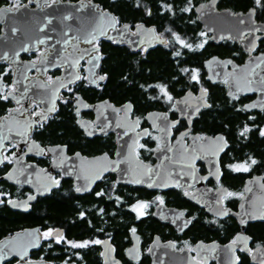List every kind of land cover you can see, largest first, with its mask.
<instances>
[{
	"label": "flooded vegetation",
	"instance_id": "flooded-vegetation-1",
	"mask_svg": "<svg viewBox=\"0 0 264 264\" xmlns=\"http://www.w3.org/2000/svg\"><path fill=\"white\" fill-rule=\"evenodd\" d=\"M86 1L111 12L116 28L126 26L119 38L136 34L139 26H144L139 34L144 33L150 26L163 39L146 47L143 35L138 38L145 41L133 49L125 42L116 44L117 36L98 38L94 42L98 49L78 61V78L60 90L54 110L44 120H39L45 113L42 103L29 100L23 114L38 122L25 142L9 141L1 150L0 203L14 212L29 213L53 194L56 211L63 209L64 213L57 223L24 225L4 236L38 228L35 247L24 257L10 256L1 264H264V136L260 134L264 130V59L257 69L249 70L244 92L233 97L228 94V74L235 65L264 58V0L259 4L256 0H214L213 4L210 0ZM11 2L0 0V6L35 5V0H23L19 5ZM199 14L211 18V29L203 25ZM173 33L192 48L177 43ZM105 43L130 54L136 63L159 46L180 73L190 74L191 83L177 95L162 83L171 100L161 91L155 96L157 90L139 103L130 98L114 100L105 94L106 67L110 65ZM43 49L22 54L21 59L35 62ZM97 54L96 74L90 77L88 60ZM211 58L227 60L224 67L214 66L215 72L227 73L216 81L208 78L206 62ZM11 68L12 72L0 73V97H8L0 98L7 104L0 117L23 105L12 98L17 92ZM62 70V65L47 70L44 79L50 81ZM193 70L197 80L192 79ZM258 71L260 87L249 86L247 81ZM35 74L36 70L29 72L30 77ZM188 90L204 102L190 122V114H182L186 108L176 106ZM214 93L222 94V100H214ZM258 98L259 107L254 106ZM223 101L230 112L228 121L214 114L224 107ZM52 120L69 123L73 129L62 138L40 140L37 134ZM245 126L249 131L241 135ZM253 159L255 164H251ZM14 164L47 169L57 184L47 194H36L26 180L2 177ZM239 164L251 167L234 171L231 166ZM155 170L161 174L151 184ZM225 189L232 195H222ZM30 195L34 198L28 201L27 210L10 207L9 201ZM139 203L147 207L138 210L143 215L137 218L138 211L132 209ZM49 231L54 234L45 238ZM96 240L101 243H91ZM84 241H89L88 246H71Z\"/></svg>",
	"mask_w": 264,
	"mask_h": 264
},
{
	"label": "water",
	"instance_id": "water-1",
	"mask_svg": "<svg viewBox=\"0 0 264 264\" xmlns=\"http://www.w3.org/2000/svg\"><path fill=\"white\" fill-rule=\"evenodd\" d=\"M211 1L213 4L214 0ZM34 4V6L23 4L16 8L7 7L4 4L0 6V60H4L13 66L12 84L15 86L17 95H10H13L12 98L16 104H23L20 108L12 109L8 115L0 117V139H3V144L13 140L23 143L28 139L30 130L38 122L36 117L33 118L27 114H23L28 107L29 100L33 99L41 102L43 108L46 109V112L40 115V121L44 120L54 110L60 90L75 82L78 78L76 66L78 61L89 52L98 49L94 45V42L98 38L113 39L114 36H117V39L114 41L116 44L125 42L131 44L133 49L138 48L145 41H139L138 37L143 38V35L146 36V47L153 45L154 41L160 42L163 39L156 35L154 29L150 26L146 28V32L144 33L139 34V29L144 27L139 26L136 34L131 33L119 38L120 35L118 33H121L125 26L116 28V20L113 14L109 11H102L94 2L82 0L72 3L71 1L61 0H54L52 2L50 0H35ZM197 10L200 12L199 8ZM199 19L202 20L204 26L212 28L214 22H212L211 18H206L199 14ZM110 28L112 30L108 33ZM40 47L44 49L39 54L37 61L33 62L21 59L22 54L35 52ZM79 49L80 52L75 53ZM67 52L72 54H68ZM261 59L264 58L248 59L242 65H235L234 70L228 74L229 95L233 97L238 91L244 92L246 86L245 78L249 74V70L257 69L256 66L260 64ZM98 62L99 54L89 58L88 66L92 67V70L89 71L90 77L96 74ZM226 63L227 60L209 59L206 62L208 78L216 81L225 76L227 73L215 72L213 68L214 66L220 67L221 65L224 67ZM60 65L63 66L60 75L55 76L50 81L44 79L47 70L59 67ZM31 70H36V74L32 77L29 76ZM259 72L256 76L253 74L254 78L251 81H247L249 86L260 87L258 84ZM29 78L30 80L28 81L27 79ZM2 87V80L0 79V91ZM25 91L27 92L22 97L20 94ZM199 97V95L195 96L188 90L176 102L178 109L186 108V113L182 114H190L189 122L191 117L196 114L197 110L204 103L200 101ZM23 99L25 100V104ZM260 102L261 100L258 98L254 106H261L259 105ZM187 110H189V113H187ZM88 161L92 160L87 159L86 162ZM64 172L68 174V172ZM158 172L161 174V170H155L151 184H155L154 181H156L155 177ZM173 176L177 178V174ZM2 177L10 178L12 181L22 178L39 195L47 194L57 184V181L52 179L51 173L47 169L21 168L19 164H14L10 171ZM162 178L166 180L167 176L165 175ZM172 179L173 177L171 176L169 182ZM90 182H93V179ZM33 198L34 195H30L23 199L11 200L9 201V205L12 209L27 210L29 207L27 203ZM37 229V227L26 228L16 232L11 237L1 239L0 264L10 256L22 258L30 248L35 247L38 242Z\"/></svg>",
	"mask_w": 264,
	"mask_h": 264
},
{
	"label": "trees",
	"instance_id": "trees-1",
	"mask_svg": "<svg viewBox=\"0 0 264 264\" xmlns=\"http://www.w3.org/2000/svg\"><path fill=\"white\" fill-rule=\"evenodd\" d=\"M95 1L103 2L105 0ZM123 1L126 3L135 0ZM179 1L181 0H177V2ZM8 2H11V0H8ZM128 10H130V8ZM131 11L133 14H136L132 9ZM103 48L109 52L107 62L110 64L106 67L107 79L105 94L114 100L130 98L139 103L141 100H144L146 96H149V93L154 94L156 90L157 94L155 96H159L160 88L156 87V85H162V83H167L169 88L168 91L171 94L177 95L182 88L191 83L190 74L180 73L175 66H173L172 61L168 60V53L159 46L154 48V53L149 55L146 59H139V63H136L135 59L130 54L126 55V53L121 52L120 48L117 46L105 43ZM4 69L5 63L0 62V73H2ZM7 78L9 79L10 75ZM213 98L214 100L216 99V101H220L223 96L222 94L214 93ZM6 106L7 104L0 99V113L3 112ZM220 108L221 106L215 110L214 114L222 115L224 118L220 119H226L228 121L230 112L225 106V102L224 107L222 109ZM237 121L238 118H235V123ZM216 123H221V120H217ZM67 124L68 125L52 120L37 134V136L40 140H51L56 137L62 138L65 135V131L72 128L69 123ZM4 184L5 182L1 183V186L5 188ZM52 196L53 194L45 197L43 201L46 203L42 201V204L41 202L39 204L37 203L29 213L14 212L6 207L4 203H0V239L24 225H50L57 223V220H60L64 211L63 209H61L60 212L58 210L56 211L58 205L52 200ZM43 207L45 210L44 214Z\"/></svg>",
	"mask_w": 264,
	"mask_h": 264
},
{
	"label": "snow or ice",
	"instance_id": "snow-or-ice-1",
	"mask_svg": "<svg viewBox=\"0 0 264 264\" xmlns=\"http://www.w3.org/2000/svg\"><path fill=\"white\" fill-rule=\"evenodd\" d=\"M256 2H257V4H259L260 3V0H256ZM165 7L168 10H171V6L165 5ZM184 11H188V9L186 8V9H184ZM173 36L175 37L176 42L179 43L181 46L187 47L189 49L192 48V46L190 44H186L185 41L182 40L175 33H173ZM198 47H203V45H198ZM176 55H180V53L177 52ZM185 71H187V69H185ZM101 79H103V77H101ZM192 79L193 80H197V75H196L195 70H193ZM156 87L160 88V91L167 97L168 100H171L172 99L171 96H168L167 91H166V89H165L164 86L156 85ZM0 98L7 99L8 97L7 96H3V97H0ZM248 131H249V128L247 126H245L244 130L241 132V135H245ZM260 134H261V136H264V130H261ZM3 148H4L3 139H0V149H3ZM0 163H3V161L0 160ZM255 163H256V161L253 159L251 161V164H255ZM231 167H232V169L234 171L239 172V171H248L249 168L251 167V165H248V164H239V165H232ZM78 191H79V189H78ZM98 195H100V194L98 193ZM222 195L231 196L232 193H228L227 190L225 189V190H223ZM157 200H160V202L163 203V201H162V199L160 197H157ZM146 207H147V204H145V203H139L138 205H134L132 210L133 211H138L139 209H144ZM81 215H83V214H81ZM141 215H143V212L142 211H138L137 218H139ZM134 231H135V229H133V232ZM44 236H45V238H48L49 236H52V232L51 231L46 232L44 234ZM61 239H62V237H61ZM59 242H60V240L58 239L57 240V243H59ZM91 243L99 244V243H101V241L96 240V241H92ZM88 244H89V241H84L83 243H72L71 246L74 247V248H83V247L88 246Z\"/></svg>",
	"mask_w": 264,
	"mask_h": 264
},
{
	"label": "rangeland",
	"instance_id": "rangeland-1",
	"mask_svg": "<svg viewBox=\"0 0 264 264\" xmlns=\"http://www.w3.org/2000/svg\"><path fill=\"white\" fill-rule=\"evenodd\" d=\"M23 0H12V2L10 3V4H16V5H19V3L20 2H22ZM28 2L30 1V0H27ZM7 7H12V6H7ZM6 66H5V71H10V72H12V68H11V65L10 64H5ZM11 76H12V73L10 74ZM46 78V77H45ZM48 78V77H47ZM11 88V91H13V86L12 87H10Z\"/></svg>",
	"mask_w": 264,
	"mask_h": 264
},
{
	"label": "bare ground",
	"instance_id": "bare-ground-1",
	"mask_svg": "<svg viewBox=\"0 0 264 264\" xmlns=\"http://www.w3.org/2000/svg\"><path fill=\"white\" fill-rule=\"evenodd\" d=\"M26 92L27 91H25L24 93H22V94H20L21 96L23 95V94H26ZM23 97V96H22ZM23 101H24V104H25V100L23 99ZM45 112H46V109H45Z\"/></svg>",
	"mask_w": 264,
	"mask_h": 264
}]
</instances>
